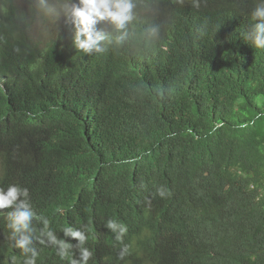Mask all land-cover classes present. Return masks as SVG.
Listing matches in <instances>:
<instances>
[{
    "label": "trees",
    "instance_id": "16d2710c",
    "mask_svg": "<svg viewBox=\"0 0 264 264\" xmlns=\"http://www.w3.org/2000/svg\"><path fill=\"white\" fill-rule=\"evenodd\" d=\"M33 1L15 11L13 55L27 38ZM255 2L140 0L144 13L124 48L84 55L61 44L36 68L0 72L12 79L0 86L1 142L25 131L43 138L51 156L66 143L62 169L44 166L32 182L49 219L84 184L106 196L115 182H138L153 195V243L162 215L184 230L169 257L129 235L133 264H264V49L244 40ZM153 24L159 38L144 37ZM0 232L7 239L2 217ZM116 244L108 239L105 255Z\"/></svg>",
    "mask_w": 264,
    "mask_h": 264
},
{
    "label": "clouds",
    "instance_id": "9594fccd",
    "mask_svg": "<svg viewBox=\"0 0 264 264\" xmlns=\"http://www.w3.org/2000/svg\"><path fill=\"white\" fill-rule=\"evenodd\" d=\"M20 2H0V72L3 73L36 68L61 44L69 43L75 54L84 55L104 53L109 47L124 48L137 30L134 22L144 13L140 11V0H34L35 12L28 10L26 16L30 22L27 38L21 50L13 55L15 11ZM193 6L199 8V0H193ZM158 8L163 11L161 6ZM250 16L252 22L244 40L254 48L264 49V0H256ZM142 34L159 38L160 26H148ZM164 49L160 45L158 53ZM11 81L0 78L1 88ZM96 114L100 122L98 109ZM19 139L25 143L21 145ZM42 139L20 131L6 145L0 140V218L6 222L10 240L0 232V264H133L128 257L130 246L123 240L127 242L131 235L130 240L154 242V220L149 210L153 195L149 186L135 182L137 186L132 189L128 181H118L103 196L84 184L85 193L80 191L70 199L69 209L57 207L49 219L44 207L35 201L32 182L44 166L55 163L62 169L60 154L66 143L61 140L57 154L51 156L41 149ZM43 143L49 142L45 139ZM11 147L18 149L9 156ZM17 164L26 170L20 171ZM155 194L163 198L167 190L159 186ZM183 230L180 219L167 226L162 215L158 224L160 240L152 246L172 256L171 247ZM113 236L117 247L105 255L106 241ZM139 258L142 262L146 260L145 256ZM159 263L160 260L155 264Z\"/></svg>",
    "mask_w": 264,
    "mask_h": 264
}]
</instances>
